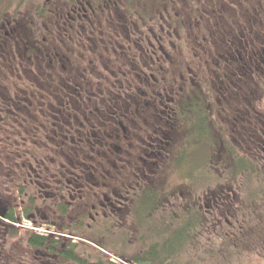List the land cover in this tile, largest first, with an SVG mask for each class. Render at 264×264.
<instances>
[{
    "label": "flooded vegetation",
    "instance_id": "obj_1",
    "mask_svg": "<svg viewBox=\"0 0 264 264\" xmlns=\"http://www.w3.org/2000/svg\"><path fill=\"white\" fill-rule=\"evenodd\" d=\"M252 68L264 71V0H0V125L36 143L29 169L39 175L38 196L82 202L85 221L122 210L126 174L149 184L175 147L177 162L184 158L179 143L203 139L205 119L230 154L224 143L239 128L230 116L241 106L232 101ZM191 116L197 130L189 136ZM67 143H87L95 155L60 170L56 186L44 184ZM97 158L122 183L93 200L81 190L98 185L90 177Z\"/></svg>",
    "mask_w": 264,
    "mask_h": 264
},
{
    "label": "trees",
    "instance_id": "obj_2",
    "mask_svg": "<svg viewBox=\"0 0 264 264\" xmlns=\"http://www.w3.org/2000/svg\"><path fill=\"white\" fill-rule=\"evenodd\" d=\"M249 76V82L247 84L244 82L240 93L235 90V97L232 101L241 104V106H236L235 112L230 116L236 121L235 125L239 127L234 134L236 141L226 143L227 150L230 151V162L223 158L220 161V163L227 162L232 171L228 172V179L226 177L214 179L215 176H207L202 171L200 174L202 177L201 184L206 187L204 188L206 189L205 196L201 197L202 200L200 199L201 195H197L198 198L195 196V201H188L187 204L181 206V209L168 212L164 207L165 199L160 198L156 188L157 174L153 175V180L149 184L137 182L130 174L125 175L124 182L129 185L122 187L119 192V195L125 199L121 204V213L120 211L107 212L106 215L113 221L121 215L130 216L134 223L133 228L142 233L140 239L142 244L128 257L129 261L135 264H182L184 262L183 257L196 255V250L202 241V234L208 229V214L215 212L214 210H218L223 216L221 221L224 222L219 221L218 224L227 226L223 230H215L218 224L214 222L210 232L216 235L214 238L210 237L209 240L203 242L202 254L200 253L199 259L197 258L198 263L205 258L228 259L235 253L242 254L246 251L263 249L264 214L261 213L264 212L258 213L259 206L256 201L259 198H264V191L258 187L253 189L248 195L249 197L243 201L239 199V193L243 189L242 180H240L242 176L244 179L248 177L251 182L252 180L255 181L256 178H259L260 182L264 180V170H262L264 168V127L260 126L261 119L264 120L260 116V113H263L260 106L263 95L260 90L263 89L264 85L260 87L257 82V78L264 76V71L259 73L252 68ZM248 104L250 107L247 106ZM247 107L250 109L252 119L250 127L245 122L248 115ZM12 127L7 122L0 125V221L19 223L24 218L31 221L35 227L42 225L43 221L45 224L53 223L47 218L41 222L36 220L35 213L42 210L40 209L42 206L45 210L43 213L50 220L53 218L64 223L60 224L62 228H59L56 234H43L28 229L24 235V240L29 248L41 252L43 255L47 254L59 260L60 263L102 264L101 262L90 263L84 258H80L75 249L76 244L67 240L68 237H65L63 233L64 229L80 231L86 227V216L81 207L82 202L72 207L71 204L68 205L62 199H54L51 204V200L38 196V183L41 182L35 179L39 175H34L29 169V166L35 165L37 161L36 143H31L27 141L28 139L20 136L18 126L13 125ZM203 134L206 132L204 131ZM91 148L87 143L59 145V150L63 149L62 152L66 158H61L60 168L44 184L56 186L55 182H58L56 179H62L61 174L63 172L61 171L64 168L72 170L68 167H72V163L74 164L76 161H81L83 164V156L89 155L93 158L95 153ZM212 157L211 155L209 158V166L212 164ZM112 160L114 161V159ZM91 170L93 171L90 175L92 182H98V185L93 186L89 182L88 188L84 184L86 188H82L81 193L88 192L87 195L93 200H99L103 194L111 193L112 195L117 184L122 183L120 176L113 173L115 169L109 166L104 159L97 158L94 162L92 161ZM105 172H109V176ZM190 177L195 180L193 175ZM215 181H217L216 184L209 185L210 182L212 184ZM81 182L83 183V178ZM137 183L138 185H136ZM224 184H228L227 188L223 186ZM5 187L6 191L4 190ZM111 188L113 189L110 190ZM74 192L76 193V200L79 201L80 193L77 189H74ZM248 205L249 209L241 210L242 207L245 208ZM91 211L94 214L92 209ZM250 211L258 215L254 216L255 214ZM210 222L213 223V221ZM10 230V233L15 234L12 228ZM96 234L98 235L99 232ZM216 241H220V243H216ZM188 263L191 264V261H187ZM106 264L116 263L107 261Z\"/></svg>",
    "mask_w": 264,
    "mask_h": 264
},
{
    "label": "rangeland",
    "instance_id": "obj_3",
    "mask_svg": "<svg viewBox=\"0 0 264 264\" xmlns=\"http://www.w3.org/2000/svg\"><path fill=\"white\" fill-rule=\"evenodd\" d=\"M260 91L262 95H264V86ZM207 93L209 92H206L203 95V102H210L209 95ZM261 106H264V96L261 100ZM191 118H193V120L186 126L188 128L187 135L189 136L192 134V132L197 130L195 121L197 117L191 116ZM204 122L205 125H203V130H206L207 132L206 134L200 132V134L203 139H205H201L199 141L197 138V142H191L189 141V138L184 137L179 144H183V148H185V145H187L185 157L177 162L181 157L180 151H182V148L175 147L174 156L169 162L170 164L168 163V168L166 170H161L156 176V188L160 194V198L165 199L164 207L166 210H168V212L178 208L181 209V206L183 204H187L188 201H195L197 195H201L200 199L202 200L201 197L205 196L204 193L206 190L204 189L206 188L204 184H201L202 177L200 174L202 171H204L207 176H215L214 179L216 177H226L228 179V172L232 171V168H229V164L227 162L220 163L222 158L227 159L228 162H230L231 158V156L225 152V149H223L222 141L220 140L221 138L218 141V139H216V135L211 134L213 133V126L210 124L207 125L206 119ZM223 124L224 123L220 121V131L222 130ZM225 128L226 127L224 126L223 129L225 130ZM195 134L196 133H193V135ZM222 136L223 135H221V137ZM224 144L226 145V143ZM211 155L213 156V165L211 164V166H209V158H211ZM262 170H264V168ZM190 175H193L195 180L192 179ZM240 180H242L241 183L243 189L239 193V199L242 201L249 197L248 195L253 189L261 187L262 191H264V180H261L260 182L259 178H256L255 181L252 180L251 182L248 177L244 179L243 176L240 178ZM216 183L217 181L213 182L212 184L210 182L209 185L211 186ZM227 185L224 184L223 186L227 188ZM4 190L6 191V187ZM184 194L187 195L184 197ZM256 202V204L259 206V210L256 209L258 210V213H260V211L264 212V198H259V200ZM247 209H249V205L248 207L241 208V210L245 211ZM41 211L42 210H38V213H35L36 220L39 222L45 220L46 217V215L45 217L43 215H39L42 214ZM214 211L215 212L208 214V229L202 234V241L199 243V246L196 250V255H192V257H183L182 259L184 262L182 264H187V261L189 260L191 261V264H264V247L260 251L259 248L254 251L243 252L242 254L235 253V255L229 257L228 259H217L216 257L205 258L201 260L200 263H198V257L201 253V246L204 244L203 242L209 240L210 237L214 238L216 234H212L210 231H212L214 222L218 224L223 217L218 210ZM257 215L258 214H255L254 216ZM47 219L51 221L50 218ZM210 221H213V223ZM63 223L64 222L61 220H57V222L53 223L50 222L49 224H45V221H43L42 225L35 227L31 221H28L24 218H22L19 223H10L6 220L0 221V264H77L73 262L60 263L59 260L50 257L47 254L43 255L41 252H37L29 248L24 240V235L28 229L43 234H56L59 228H62L60 224ZM85 223L86 227L80 231H67L66 229L63 230L64 236L68 237V239H65L76 244L75 249L80 258H84L90 263L101 262L102 264H106L107 261H112L116 264H135L129 261L128 257L134 251L140 248L142 244L140 240L142 233H139L133 228L134 223L130 216L126 217L121 215L115 218L114 221L112 218H101L97 219L96 222L91 221V219H87ZM10 224H12V226H10ZM218 225L216 226L215 230H223L227 226ZM10 228L15 231V234L10 233ZM98 232L99 234L97 235L96 233ZM216 243H220V241H216Z\"/></svg>",
    "mask_w": 264,
    "mask_h": 264
}]
</instances>
